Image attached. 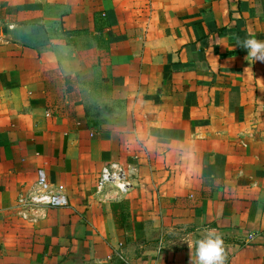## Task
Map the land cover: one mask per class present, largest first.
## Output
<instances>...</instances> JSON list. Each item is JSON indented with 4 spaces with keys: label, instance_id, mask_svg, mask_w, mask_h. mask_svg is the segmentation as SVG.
<instances>
[{
    "label": "crops",
    "instance_id": "0c3cea01",
    "mask_svg": "<svg viewBox=\"0 0 264 264\" xmlns=\"http://www.w3.org/2000/svg\"><path fill=\"white\" fill-rule=\"evenodd\" d=\"M264 0H0V264H264ZM117 162L127 194L96 180ZM43 168L69 206L21 216ZM125 210L113 215L111 205Z\"/></svg>",
    "mask_w": 264,
    "mask_h": 264
},
{
    "label": "built area",
    "instance_id": "2783aa9c",
    "mask_svg": "<svg viewBox=\"0 0 264 264\" xmlns=\"http://www.w3.org/2000/svg\"><path fill=\"white\" fill-rule=\"evenodd\" d=\"M133 171L129 166L111 162L102 167L96 180V192L103 195L109 188H115L125 195L131 187ZM21 216L26 218L28 213H36L43 209H64L69 206L68 196L61 185H52L43 168L36 171L34 185L25 193L20 194L15 203ZM126 264V263H123Z\"/></svg>",
    "mask_w": 264,
    "mask_h": 264
},
{
    "label": "clouds",
    "instance_id": "9594fccd",
    "mask_svg": "<svg viewBox=\"0 0 264 264\" xmlns=\"http://www.w3.org/2000/svg\"><path fill=\"white\" fill-rule=\"evenodd\" d=\"M243 47L248 50V56L255 61L264 62V42L250 38L243 42ZM195 243L197 246L195 264H225L224 242L214 229L206 230L204 238ZM190 264H193L191 260Z\"/></svg>",
    "mask_w": 264,
    "mask_h": 264
},
{
    "label": "trees",
    "instance_id": "16d2710c",
    "mask_svg": "<svg viewBox=\"0 0 264 264\" xmlns=\"http://www.w3.org/2000/svg\"><path fill=\"white\" fill-rule=\"evenodd\" d=\"M111 210L114 216H116L117 210H125V213L120 216V220L121 222H123L127 218V210L126 208H124L123 203H116L111 205Z\"/></svg>",
    "mask_w": 264,
    "mask_h": 264
}]
</instances>
